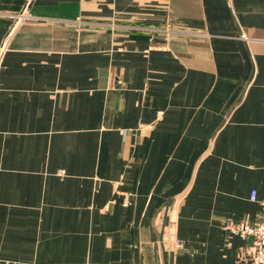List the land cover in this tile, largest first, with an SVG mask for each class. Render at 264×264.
Instances as JSON below:
<instances>
[{"label": "crops", "instance_id": "obj_1", "mask_svg": "<svg viewBox=\"0 0 264 264\" xmlns=\"http://www.w3.org/2000/svg\"><path fill=\"white\" fill-rule=\"evenodd\" d=\"M25 7L0 17V264L241 261L264 0H0Z\"/></svg>", "mask_w": 264, "mask_h": 264}, {"label": "built area", "instance_id": "obj_2", "mask_svg": "<svg viewBox=\"0 0 264 264\" xmlns=\"http://www.w3.org/2000/svg\"><path fill=\"white\" fill-rule=\"evenodd\" d=\"M25 16V13L22 14V11L18 13H4L0 11V17H8L13 19V24L19 19L20 21ZM138 29H143L146 32H155V31H162L166 34H172L177 31H172L171 29H158L155 27H139ZM249 198L252 201L257 200V192L255 189H251L249 193ZM263 208V215L259 221L255 223H249L244 220H227L223 223V228L233 234H238L239 236L249 239L253 237L250 242L249 251L247 255L241 259L237 264H264V198L258 201ZM176 247H182V241L177 240Z\"/></svg>", "mask_w": 264, "mask_h": 264}, {"label": "water", "instance_id": "obj_3", "mask_svg": "<svg viewBox=\"0 0 264 264\" xmlns=\"http://www.w3.org/2000/svg\"><path fill=\"white\" fill-rule=\"evenodd\" d=\"M29 4V3H28ZM26 8L27 7H25V9L22 11V14H24L25 13V11H26ZM20 22V20L19 19H17V21L13 24V27H15L18 23ZM7 38V37H6ZM5 43H6V40L5 41H3V43H2V46H1V49H0V56H1V53H2V51H3V48H4V46H5ZM253 239V237H250L248 240L251 242V240Z\"/></svg>", "mask_w": 264, "mask_h": 264}, {"label": "rangeland", "instance_id": "obj_4", "mask_svg": "<svg viewBox=\"0 0 264 264\" xmlns=\"http://www.w3.org/2000/svg\"><path fill=\"white\" fill-rule=\"evenodd\" d=\"M172 31H175V30H172ZM175 33H177V32H175Z\"/></svg>", "mask_w": 264, "mask_h": 264}]
</instances>
